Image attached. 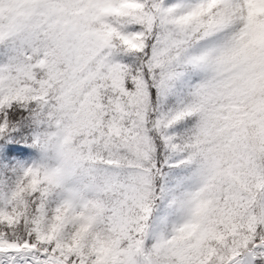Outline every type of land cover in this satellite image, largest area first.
Listing matches in <instances>:
<instances>
[{"label":"snow or ice","instance_id":"1","mask_svg":"<svg viewBox=\"0 0 264 264\" xmlns=\"http://www.w3.org/2000/svg\"><path fill=\"white\" fill-rule=\"evenodd\" d=\"M0 264H264V0H0Z\"/></svg>","mask_w":264,"mask_h":264}]
</instances>
